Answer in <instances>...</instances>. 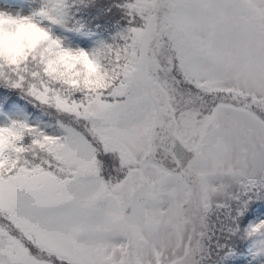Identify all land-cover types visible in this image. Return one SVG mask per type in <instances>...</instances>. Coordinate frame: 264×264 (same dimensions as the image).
Returning <instances> with one entry per match:
<instances>
[{"label":"snow or ice","instance_id":"1","mask_svg":"<svg viewBox=\"0 0 264 264\" xmlns=\"http://www.w3.org/2000/svg\"><path fill=\"white\" fill-rule=\"evenodd\" d=\"M87 2L0 8V264H264V0Z\"/></svg>","mask_w":264,"mask_h":264},{"label":"trees","instance_id":"2","mask_svg":"<svg viewBox=\"0 0 264 264\" xmlns=\"http://www.w3.org/2000/svg\"><path fill=\"white\" fill-rule=\"evenodd\" d=\"M112 4L113 0H88L76 13L82 23L91 24L85 31L95 32L101 41H110L116 34V21L110 20L112 13L108 10Z\"/></svg>","mask_w":264,"mask_h":264},{"label":"rangeland","instance_id":"3","mask_svg":"<svg viewBox=\"0 0 264 264\" xmlns=\"http://www.w3.org/2000/svg\"><path fill=\"white\" fill-rule=\"evenodd\" d=\"M38 4H39V0H0V8H3L5 10L15 9L16 11L13 12L14 14L18 12L23 14L28 13L33 7L38 6ZM63 34L67 36L65 30L63 31ZM78 37H76L75 39H70L67 36L68 40L71 41L73 44H80L82 46V43L76 42ZM86 40L88 41V43L92 42L94 44L83 45V46L91 47L94 46L96 43V40L92 41L91 39H87V38Z\"/></svg>","mask_w":264,"mask_h":264},{"label":"clouds","instance_id":"4","mask_svg":"<svg viewBox=\"0 0 264 264\" xmlns=\"http://www.w3.org/2000/svg\"><path fill=\"white\" fill-rule=\"evenodd\" d=\"M7 11H9V12H15L16 10L15 9H12V10H7ZM25 14H27V13H25Z\"/></svg>","mask_w":264,"mask_h":264}]
</instances>
